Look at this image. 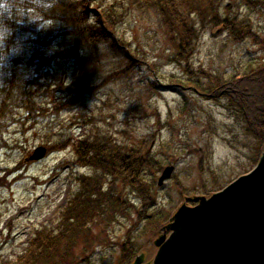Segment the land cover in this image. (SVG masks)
Listing matches in <instances>:
<instances>
[{
    "label": "rangeland",
    "instance_id": "374dc122",
    "mask_svg": "<svg viewBox=\"0 0 264 264\" xmlns=\"http://www.w3.org/2000/svg\"><path fill=\"white\" fill-rule=\"evenodd\" d=\"M114 1L95 0L89 11L100 13L96 4L101 3L106 8ZM149 1L152 0H128L127 6L133 2L141 4L136 9H128L131 13L120 26H123L122 34L141 51L140 58L144 52L150 61L147 64L156 65L157 73L165 80L157 78L155 68L147 66L146 61L134 63L135 73L120 78L121 66L111 58L102 59L101 69L91 67L87 61L64 60L57 65L56 73H49L48 80L42 81L45 88L39 94L34 92L41 109L36 124L23 116L19 123L3 132L0 260L1 257L15 259L26 250L36 232L56 229L61 222V213L72 194L78 191L77 179L87 175L89 170L81 168L72 147L51 153L41 162L28 158L37 147L48 146L51 133L56 139L67 134L73 143L84 137L87 128L82 117L95 119L102 127L110 128L112 140L121 145H139V141H148L151 134L158 133L156 140H149L153 156L167 143L157 157L168 166L173 163L175 178L162 183L164 186L153 192L161 200V209L164 215L168 214L167 218L184 204V197H209L257 165L259 158L255 157L260 156L264 146L259 148L255 139L246 134L236 116L227 109L226 102L215 95L203 98L176 82V78L186 79L182 69L185 63L175 58L165 38L166 27L158 18L163 19V12L147 10ZM224 3L238 16L235 17L238 23L247 21L253 27L257 39L235 42L226 29L212 28L207 22L203 36L199 31L200 40L190 60L194 71L201 68L207 74H242L250 70V66L255 69L264 64V15L249 13L248 19V10L240 0H225ZM221 12L224 19L225 9ZM100 53H105L103 47ZM140 58L137 60L143 61ZM153 84L157 88L151 86ZM159 124L160 130L157 129ZM202 148L205 151L201 160L194 151H202ZM7 169L9 172H4ZM161 176L158 174L157 179ZM118 188L124 191L119 190L127 201L136 198L130 189L124 190L121 184ZM133 201L139 209L144 207L138 200ZM151 213L149 210L148 214ZM134 218L135 221L122 220L116 229L114 226L111 243L97 245L91 264H119L121 246L129 231H133L136 251L152 255L158 231L152 234L145 222L136 230L138 217ZM85 260L86 257L79 264H88Z\"/></svg>",
    "mask_w": 264,
    "mask_h": 264
},
{
    "label": "trees",
    "instance_id": "16d2710c",
    "mask_svg": "<svg viewBox=\"0 0 264 264\" xmlns=\"http://www.w3.org/2000/svg\"><path fill=\"white\" fill-rule=\"evenodd\" d=\"M224 2L225 0H152L146 3V8L163 12V19L160 16L158 18L160 24L166 27L165 38L171 45L170 49H173L175 58L181 59L180 63H185V66H182L186 74L185 81L181 78L175 79L179 86L193 89L206 99L211 95L221 98L226 102L227 109L236 116L246 134L253 137L260 148L264 146V64L254 67L255 69L250 66V70L242 74L230 75L207 74L201 68L194 71L190 64L200 40L199 31L203 36L207 22L212 24V28L220 26L226 29L235 42H241L239 40L254 42V39H257L253 27L247 21L238 23L235 18L238 16ZM65 3L67 11L73 15L75 26L80 31L74 46L65 54L64 60L87 61L91 67L101 69L102 59L111 58L121 66L120 78L135 73L134 63L146 61L147 66L155 68L154 73L159 76L157 78L166 79L157 73L156 65L147 64L150 61L144 52L143 58H140L141 51L133 47L132 42L122 34L123 26L120 25L126 23L125 20L131 13L128 9H136L140 2L138 5L133 2L127 6L128 0H115L106 8L98 3L96 7L100 9V13L89 11V6L95 3V0H65ZM240 4L248 10L246 14L248 19L249 13L264 15V0H240ZM139 8L143 10V7ZM221 9H225L224 19L221 17ZM60 10L65 9L62 7ZM123 31L126 32V29ZM53 38L49 34L42 37L40 43L46 45ZM83 44L88 48L86 55L79 54V48ZM259 45L263 46L262 43ZM102 47L105 53H100ZM50 63V60L41 58L38 71ZM43 77V80L31 82L34 89L22 101L13 102L11 98L0 94V150L5 146L1 138L3 132L19 123L23 116H28V122L36 124L41 109L34 92L39 94L40 90L45 88L42 81L48 80L49 73H43ZM156 84L151 86L157 88ZM82 121L87 133L76 145L72 144L67 134H62L56 139L51 133L48 147L51 153H57L72 146L73 154L80 166L91 169L93 174L79 178V190L61 213V222L56 229L45 228L36 232L22 254L17 255L15 259L1 257L0 264H79L88 253L95 252L97 245L111 243L114 226L116 229L126 218L132 220L135 214L143 218L159 202L156 193L153 192L158 190L157 176L167 163L157 156L161 152V147L167 146V143L162 141L164 144L154 156L149 150V140H156L158 133L151 134L152 137L148 141H139V145H121L119 141L112 140L110 128L102 127L95 119L88 120L82 117ZM161 128L159 124L157 129ZM202 153L203 151L199 149L194 151L201 160L204 159L201 157ZM7 171L9 172L8 169L4 170ZM105 182L106 191L103 189ZM118 184H121L124 190L130 189L144 207L139 209L134 206L133 200L127 201L123 198ZM160 213L156 209L154 218L147 222V227L152 232L163 224V215ZM141 223L142 220L137 221L135 229ZM132 233L133 231L128 232L126 241L121 246L124 252L121 264L130 263L137 253V244Z\"/></svg>",
    "mask_w": 264,
    "mask_h": 264
},
{
    "label": "water",
    "instance_id": "95a60500",
    "mask_svg": "<svg viewBox=\"0 0 264 264\" xmlns=\"http://www.w3.org/2000/svg\"><path fill=\"white\" fill-rule=\"evenodd\" d=\"M46 154L39 147L31 160ZM173 170H165L160 184ZM165 230L171 233L156 241L149 264H264V154L252 172L222 191L187 198ZM143 262L141 255L135 264Z\"/></svg>",
    "mask_w": 264,
    "mask_h": 264
},
{
    "label": "clouds",
    "instance_id": "9594fccd",
    "mask_svg": "<svg viewBox=\"0 0 264 264\" xmlns=\"http://www.w3.org/2000/svg\"><path fill=\"white\" fill-rule=\"evenodd\" d=\"M79 31L65 0H0V94L22 101L32 81L56 73ZM49 34L54 38L41 44ZM87 51L85 44L79 48L80 55ZM41 58L51 63L38 71Z\"/></svg>",
    "mask_w": 264,
    "mask_h": 264
}]
</instances>
